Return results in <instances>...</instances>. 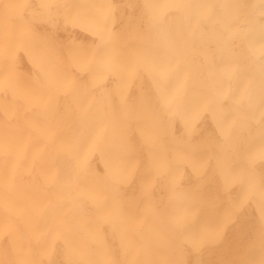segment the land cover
<instances>
[{
  "label": "bare ground",
  "instance_id": "bare-ground-1",
  "mask_svg": "<svg viewBox=\"0 0 264 264\" xmlns=\"http://www.w3.org/2000/svg\"><path fill=\"white\" fill-rule=\"evenodd\" d=\"M0 264H264V0H0Z\"/></svg>",
  "mask_w": 264,
  "mask_h": 264
}]
</instances>
